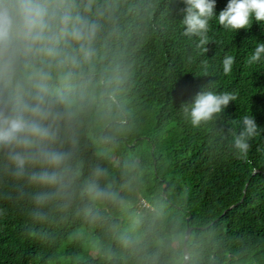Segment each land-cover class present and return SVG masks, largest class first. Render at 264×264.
I'll use <instances>...</instances> for the list:
<instances>
[{"label":"trees","instance_id":"1","mask_svg":"<svg viewBox=\"0 0 264 264\" xmlns=\"http://www.w3.org/2000/svg\"><path fill=\"white\" fill-rule=\"evenodd\" d=\"M228 3L215 0L197 47L183 35L182 0H95L98 86L64 144L74 176L38 205L42 189L13 177L0 153V264H183L185 246L188 264H264V57L248 63L264 24L225 29ZM225 55L235 57L229 74ZM210 79L237 100L193 128L181 105ZM245 115L258 135L240 159L223 136Z\"/></svg>","mask_w":264,"mask_h":264},{"label":"clouds","instance_id":"2","mask_svg":"<svg viewBox=\"0 0 264 264\" xmlns=\"http://www.w3.org/2000/svg\"><path fill=\"white\" fill-rule=\"evenodd\" d=\"M182 2L183 35L198 37L197 47H203L215 0ZM94 5L95 0H0V153L13 177L42 189L35 196L38 205L61 194L74 176V154L64 144L85 99L98 86L94 74L102 13ZM217 18L234 31L249 28L253 20L264 24V0H229ZM262 57L264 43H259L248 63ZM234 63V56L225 55L223 72L231 73ZM214 88L210 79L191 103L181 105L193 128L217 122L237 100L234 92ZM256 135L255 120L245 115L239 133L229 129L223 138L231 136L237 157L246 159ZM103 172L95 170L97 176ZM89 191L98 198L107 195L94 183Z\"/></svg>","mask_w":264,"mask_h":264},{"label":"water","instance_id":"3","mask_svg":"<svg viewBox=\"0 0 264 264\" xmlns=\"http://www.w3.org/2000/svg\"><path fill=\"white\" fill-rule=\"evenodd\" d=\"M167 186H169V185L167 184ZM166 189H167V187L164 190H166ZM192 231H193V228H188V230H187V232L185 234V244L189 240V237H190ZM184 254H185L186 258H185V261H184L183 264H187L189 262L190 255H189V252H188V249H187L186 246L184 247Z\"/></svg>","mask_w":264,"mask_h":264},{"label":"rangeland","instance_id":"4","mask_svg":"<svg viewBox=\"0 0 264 264\" xmlns=\"http://www.w3.org/2000/svg\"><path fill=\"white\" fill-rule=\"evenodd\" d=\"M143 203H145L144 201H143ZM145 205H146V207H149L146 203H145ZM124 232V234H131L132 233V231L129 229V228H125V230L123 231ZM143 236H140L139 238H140V240H141V238H142ZM190 255V254H189ZM190 260V259H189ZM184 263V262H183ZM188 264V263H187Z\"/></svg>","mask_w":264,"mask_h":264}]
</instances>
